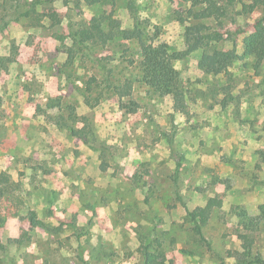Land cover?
Listing matches in <instances>:
<instances>
[{"label": "rangeland", "instance_id": "374dc122", "mask_svg": "<svg viewBox=\"0 0 264 264\" xmlns=\"http://www.w3.org/2000/svg\"><path fill=\"white\" fill-rule=\"evenodd\" d=\"M26 1L0 0V264H144L142 235L158 263L239 264L241 215L264 204V55L247 54L264 0H220L219 19L190 15L198 0H44L16 18ZM142 43L181 55L180 97L142 81ZM178 162L187 206L211 212L203 239ZM253 237L264 260V222Z\"/></svg>", "mask_w": 264, "mask_h": 264}, {"label": "trees", "instance_id": "16d2710c", "mask_svg": "<svg viewBox=\"0 0 264 264\" xmlns=\"http://www.w3.org/2000/svg\"><path fill=\"white\" fill-rule=\"evenodd\" d=\"M220 0H206V1H196L193 3L192 8L196 5H199L203 2H205L206 7L204 9H201L199 11H194L193 9H190L188 13L192 15L193 17L197 19H203V18H210L214 17L216 19L222 18L227 14V7L224 5H221L219 3ZM224 1V0H221ZM228 1V3H233L235 0H225ZM44 3V0H32V1H26L25 5L28 6V8L25 11H18L17 17H32V11L36 12L34 9L38 8ZM254 7H251V10ZM13 20V19H12ZM263 26L262 28L257 29V31L254 34V43L251 47L247 49L248 55H256V56H262L264 55V16L262 18ZM8 25V22L5 24V26ZM97 31L101 33V30H99L96 27ZM218 35V34H217ZM99 37L105 41L106 38H104L103 34H100ZM221 35H218L216 38L217 40L221 39ZM83 43L86 41L92 39L93 37L90 35V32L88 31H82L81 35ZM201 40L197 41V43H200ZM141 68H142V81L149 87L153 88L159 95L161 96H173V97H180L182 95V86L180 83V77L178 71L174 67V61L181 58V55L178 53H168L165 50H161L159 47L155 46L152 43L146 44L142 43L141 45ZM218 62L219 60H221ZM233 59L231 55L225 54V53H216L215 57V63H222L227 64L229 60ZM98 65L101 66L102 69H106V64L104 60L97 59ZM2 64H4L2 62ZM91 80L96 82V78H92ZM118 93L121 97L130 96L132 92V84L127 81L125 84L118 88ZM72 134L74 137L79 139H84L85 134L81 129H73ZM262 157L264 161V151L262 152ZM181 169V162H178L175 175H174V184H175V196L177 201L181 204V206L184 207L188 218L190 219L192 225H193V231L195 234L200 236L202 239L203 237V228L207 225L210 217L211 212L210 210H207L203 207H197L195 209H190L185 200L182 196L181 192L178 189V183H179V173ZM3 181V182H2ZM1 183L5 184V191L12 187V184L10 183V180L8 177H3ZM258 184L264 185V179L258 180ZM2 189V191H3ZM1 191V193H2ZM12 217V215H10ZM241 217L245 218L246 221L242 222V230H239L241 233L245 230L249 233H246L244 231L243 234V249L246 252V255L240 257L239 264H259L264 263V260L261 259V257H252L251 256V249L254 246L255 239H254V233H256L259 229V226L262 222H264V204L260 208V211L257 216L249 218L247 215L243 214ZM5 219L0 218V227H2L5 224ZM140 242H141V248H143V255L145 256V263L144 264H162L156 262L155 259L150 255V253L147 251L149 239L146 236H140Z\"/></svg>", "mask_w": 264, "mask_h": 264}]
</instances>
